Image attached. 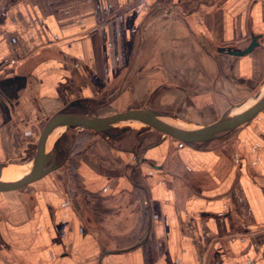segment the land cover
I'll return each mask as SVG.
<instances>
[{"label": "crops", "instance_id": "0c3cea01", "mask_svg": "<svg viewBox=\"0 0 264 264\" xmlns=\"http://www.w3.org/2000/svg\"><path fill=\"white\" fill-rule=\"evenodd\" d=\"M254 37L251 52L229 53ZM262 91L264 0H0L9 176L23 175L27 165L10 164L66 106L93 112L106 100L115 113L126 99L125 108L226 112ZM229 134L184 143L125 129L114 149L122 164L81 161L77 189L59 164L0 192V264H264V110ZM145 216L148 233L134 244Z\"/></svg>", "mask_w": 264, "mask_h": 264}, {"label": "water", "instance_id": "95a60500", "mask_svg": "<svg viewBox=\"0 0 264 264\" xmlns=\"http://www.w3.org/2000/svg\"><path fill=\"white\" fill-rule=\"evenodd\" d=\"M256 37L251 44L242 50H229V53L243 55L251 52L257 46ZM243 105V104H242ZM69 106L52 114L39 135L36 151L31 159V166L27 172L16 180H3L5 165L0 163V192L20 189L41 179L59 167L55 146L47 150L50 135L57 129L81 127L92 129L99 133L108 132L118 124L124 122H140L144 126L153 128L169 137L184 143H198L224 137L241 125L251 121L264 110V91L255 96L250 103L239 111L229 112L217 120L196 128L183 127L168 122V115L152 107H129L123 111L108 115H96L88 111H73ZM126 127L123 128L125 130Z\"/></svg>", "mask_w": 264, "mask_h": 264}, {"label": "trees", "instance_id": "16d2710c", "mask_svg": "<svg viewBox=\"0 0 264 264\" xmlns=\"http://www.w3.org/2000/svg\"><path fill=\"white\" fill-rule=\"evenodd\" d=\"M143 129H147V126L142 127L140 130ZM122 130L123 128L115 127L108 132L99 133L81 127L68 128L54 144L57 150L58 163L75 172L83 160L96 170L101 167L110 169L119 167L122 161L114 154L115 143L118 140H113V137ZM34 150V147L30 150L29 158L33 157ZM135 187L139 192H141L140 189H143L140 184H136ZM94 197L98 198L96 195ZM91 202L93 203L94 199ZM141 222V227L136 231L138 237L134 244L145 239L149 230L148 217H143Z\"/></svg>", "mask_w": 264, "mask_h": 264}, {"label": "rangeland", "instance_id": "374dc122", "mask_svg": "<svg viewBox=\"0 0 264 264\" xmlns=\"http://www.w3.org/2000/svg\"><path fill=\"white\" fill-rule=\"evenodd\" d=\"M252 99L253 98H250L249 100L247 99L244 103L233 105L226 112H222L221 110L224 108L222 106H219V105H217V106H219L217 109L218 111H215V108H213L212 105L211 106L207 105L206 107H203V108L198 107V108H195L194 111H191L192 109L188 108L187 105L185 107H182V106H179V104L177 102L173 103V106H169L170 104H165L164 106L163 105H159V106L155 105L154 109L161 110L162 112L167 114L168 119H169V121H171V123H174V124H177V125L183 126V127L185 126V127H190V128H196V127H200L202 125L209 124V123L217 120L218 118H220L221 116H223L229 112H232V111L235 112V111H238V110L244 108V106H246V104L250 103V101ZM126 101H127L126 99H122L120 102H118V103L116 102L117 104L114 103L113 106L115 108H117L118 111H120V110L123 111L124 109L129 108V107L125 108ZM95 106H97V107L96 108L92 107V108H94V110H92L93 111L92 113H94L96 115L111 114V112L109 111V109L111 107H109V104L106 102V100L101 101L98 105H95ZM130 107H133V106H130ZM143 107H146V106L142 105V106H138V107H134V108H143ZM157 107H159V108H157ZM214 107H216V106H214ZM87 109L89 110V108H87L86 106H82L79 108L80 111H85ZM164 109H166L168 112L164 111ZM116 127L117 128L126 127V129H129V128L141 129L142 127H145V126L142 125L140 122H124V123L118 124ZM238 128L235 129L234 131H232V133H230L229 136L234 135L235 132L238 130ZM147 129H152V128H150V127L148 128V126H147ZM66 130L67 129H65V128L60 130L58 137L56 139H54L55 140L53 142L54 144H55L56 140L59 138V136H61ZM149 132L153 133L152 131H149ZM117 134H119V133L115 134V136L113 137V140H117V138H118ZM218 140H220V139H218ZM221 140H224V139H221ZM54 144H53V146H55ZM32 147L35 148V150H34V153H35L36 145L32 146ZM28 156H29V154L27 155V157L25 159L21 160L20 162L19 161L12 162L14 164H10V165H27L26 170L23 172V174H24L25 172H27V170L31 166L32 157L29 158ZM10 165H8V166H10ZM8 166H6V167H8ZM62 170H63V173H59L58 177L60 176V178L62 179V181L64 183L69 182L70 187H73V188L75 187L77 189L80 180L78 179L77 176H75V174H74L75 171H71V170L67 169V167H65ZM53 172L54 171L48 173L47 175H45L42 178L50 177ZM18 177H20V176H18ZM71 177H72V179H71Z\"/></svg>", "mask_w": 264, "mask_h": 264}, {"label": "bare ground", "instance_id": "6f19581e", "mask_svg": "<svg viewBox=\"0 0 264 264\" xmlns=\"http://www.w3.org/2000/svg\"><path fill=\"white\" fill-rule=\"evenodd\" d=\"M238 111H239V110H238ZM235 112H236V111H235ZM165 120L168 121V122H171V121H169L168 118H165ZM60 130H62V129H57V130H55V131L50 135V138H49V140H48V144H47V150H49L50 148H52L53 145L50 143V140H51V142L55 141L54 139H56V138L58 137ZM25 173H26V172H25ZM25 173H24V174H25ZM24 174H23V175H24ZM23 175H21V176H23ZM21 176H20V177H21ZM20 177H12V176H9V175H7V174L4 173V169H3V175H2V179H3V180H16V179H18V178H20Z\"/></svg>", "mask_w": 264, "mask_h": 264}]
</instances>
